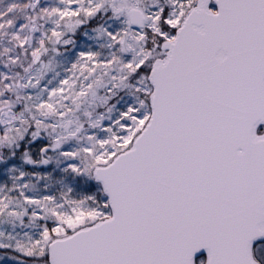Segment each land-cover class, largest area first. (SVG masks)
Returning <instances> with one entry per match:
<instances>
[{"label": "snow or ice", "instance_id": "1", "mask_svg": "<svg viewBox=\"0 0 264 264\" xmlns=\"http://www.w3.org/2000/svg\"><path fill=\"white\" fill-rule=\"evenodd\" d=\"M0 264H264V0H0Z\"/></svg>", "mask_w": 264, "mask_h": 264}]
</instances>
